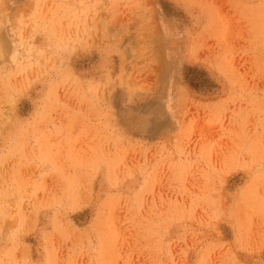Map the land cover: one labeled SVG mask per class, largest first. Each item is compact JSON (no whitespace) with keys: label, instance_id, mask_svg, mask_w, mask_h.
<instances>
[{"label":"rangeland","instance_id":"rangeland-1","mask_svg":"<svg viewBox=\"0 0 264 264\" xmlns=\"http://www.w3.org/2000/svg\"><path fill=\"white\" fill-rule=\"evenodd\" d=\"M0 264H264V0H0Z\"/></svg>","mask_w":264,"mask_h":264},{"label":"trees","instance_id":"trees-1","mask_svg":"<svg viewBox=\"0 0 264 264\" xmlns=\"http://www.w3.org/2000/svg\"><path fill=\"white\" fill-rule=\"evenodd\" d=\"M201 84L199 83V84H195V83H192L191 84V86L194 88V89H196V90H199L200 89V86Z\"/></svg>","mask_w":264,"mask_h":264}]
</instances>
